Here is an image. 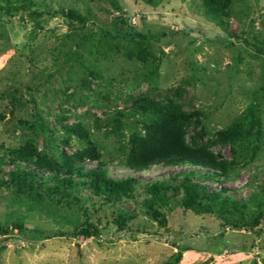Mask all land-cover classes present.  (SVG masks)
<instances>
[{"label": "rangeland", "instance_id": "obj_1", "mask_svg": "<svg viewBox=\"0 0 264 264\" xmlns=\"http://www.w3.org/2000/svg\"><path fill=\"white\" fill-rule=\"evenodd\" d=\"M29 1L35 14L3 9L21 0L0 1V264H264V54L244 42L264 47V0H233L214 18L208 0H117L122 15L111 0ZM119 16L122 32L159 41L101 37ZM164 111L183 115L186 143L212 152L227 173L204 179L206 170L173 161L127 167L133 136ZM237 123L249 135L225 142L219 133ZM79 129L100 154L86 169L134 182L119 197L88 187L52 197L50 181L33 195L12 181L9 151L29 150L31 169L60 162L87 146ZM192 170L209 192L227 189L242 203L240 228L181 206L175 176ZM158 181L170 186L165 204L150 200ZM259 215L258 237L250 226ZM86 220L99 237L53 236Z\"/></svg>", "mask_w": 264, "mask_h": 264}, {"label": "trees", "instance_id": "obj_2", "mask_svg": "<svg viewBox=\"0 0 264 264\" xmlns=\"http://www.w3.org/2000/svg\"><path fill=\"white\" fill-rule=\"evenodd\" d=\"M21 1L22 3L18 6L6 3L3 9L6 11L24 10L29 14H35L31 11L29 0ZM232 1L233 0H208L210 11H208L207 14L215 17L214 14H216L217 11L229 9ZM111 4L114 10L122 15V8L117 0H111ZM0 9L2 8L0 7ZM77 19L84 21L81 17ZM214 20L216 21V19ZM123 21L124 19L122 16L115 18L113 20L115 24L114 29L111 32L100 29L98 34L103 38L137 39L139 42L151 40L159 41L157 36L122 32L118 29L116 24L119 22L123 23ZM244 42L257 53L264 54V47H255L250 42ZM143 53L144 49L140 48L133 53V56H142ZM184 120H186V118L181 114L178 115L176 113L164 111L161 115H158V118L151 119L144 123L143 135L135 134L131 140L130 151L125 159L126 166L133 170H138L155 164L156 162L173 161L175 164H190L192 167L206 170L204 173H198L199 176L204 179L226 174L227 168L225 163L218 160L212 152L204 147H191L186 143L183 131ZM250 122L251 126L257 125L258 123L254 113L250 115ZM38 123H40L43 129L44 125L41 119L36 115L33 124L36 126L39 125ZM77 132L81 133L82 136L87 139V146L81 153L73 156H68L63 153L60 162L37 163L36 166L32 165L34 168L31 169L27 164L30 160L29 150L21 148L9 151L6 157L8 158L7 162L17 167V169L9 173L12 181H15L17 184L26 182V185H28L33 195L37 194L38 186L50 181L51 184L47 191L52 197L72 198L74 196V190L78 187L91 188L94 193L104 197L106 200L119 197L130 187L131 183L134 182L131 178L121 180L107 178L98 168L86 169L82 163H84L86 159L96 161L100 158V154L97 146L88 140L87 133L82 132L80 129L79 131L77 130ZM247 135H249V132L244 131L240 123L231 125L219 133V136L225 142L229 143L245 139ZM37 171H42V173ZM43 173L47 174V176L44 177ZM196 174L197 172L192 170L177 173L175 176L181 178L177 187H174L178 190L181 189L183 192L181 206L184 209L192 210L200 214H216L218 217L226 219L228 223L230 221V225L227 224L228 226L235 229L240 228V226L234 223L233 218L239 215L244 208L242 203L230 196H226L225 192H227V189L209 192L205 185L193 179ZM169 187V184H166L164 181L151 183L148 187L150 200L159 204H165L167 201L166 192ZM129 218L130 216L128 214H123L117 217L115 222L119 227H122L123 222ZM260 220L261 215L254 218L250 226V228L257 230L256 235L258 237L261 234V230L258 229ZM231 221H233V223H231ZM13 226L19 231L24 230L21 224L15 223ZM5 232L6 228L0 225V233ZM53 236H70L75 238L76 241H80L93 237L97 238L100 236V231L93 223L86 220L76 226L70 233L61 231L55 233Z\"/></svg>", "mask_w": 264, "mask_h": 264}]
</instances>
